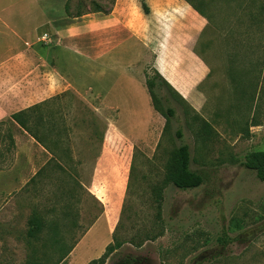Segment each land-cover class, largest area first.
Returning <instances> with one entry per match:
<instances>
[{"label":"rangeland","instance_id":"rangeland-1","mask_svg":"<svg viewBox=\"0 0 264 264\" xmlns=\"http://www.w3.org/2000/svg\"><path fill=\"white\" fill-rule=\"evenodd\" d=\"M202 1L209 20L195 48L210 72L200 85L204 98L197 103V112L190 102L170 97L166 88L158 95L167 96L161 98V104L173 107L175 115L165 132L164 117L154 111L153 118L151 104L145 106L137 90L129 99L125 95L122 103L124 107L136 104L138 117L124 111L115 119V112L99 105L98 100H93V105L101 107L93 114L85 105L93 106L77 92V97L64 92L60 100L39 108L41 115L56 125L54 130H47L46 138L60 163H49L47 177L12 192L14 204L9 203L11 207L0 215V264H58L69 247L41 242L54 234L47 227L50 221L57 224L55 230L65 243H73L84 225L102 213L105 221L97 222L78 249L74 264L100 256L114 236L126 242L105 264H264V181L241 164L250 152L264 149V92L256 109L244 97V92L264 89V14L258 12L264 0ZM59 2L65 14L67 6L74 16L92 10L96 3L108 12L113 0ZM146 61L145 74H152L148 55ZM85 71L89 72L82 67L79 77H87ZM108 77L110 86L122 83L113 72ZM145 93L149 99L146 88ZM196 113L212 124L215 136L207 140L196 137ZM106 117L110 118V135L105 141L110 145V166L98 169L97 184L90 185L97 146L91 131L101 133ZM254 121L259 124L253 125ZM112 122L134 134L119 136ZM66 123L74 129L70 135ZM39 124L46 132L42 121ZM14 129L10 122L0 126V159L9 157L3 136ZM178 129L181 138L176 137ZM183 143L189 145L190 169L203 177V182L191 189L164 181L171 153ZM72 147L80 166L73 160ZM118 155L125 162L112 157ZM80 180L85 181L83 186ZM159 185L162 199L158 207L152 188ZM90 186L95 191L98 188L102 199L89 194ZM33 216L44 224L35 237H29L27 229ZM160 230L163 232L156 238H147ZM223 230L232 238L225 246L216 241Z\"/></svg>","mask_w":264,"mask_h":264},{"label":"crops","instance_id":"crops-1","mask_svg":"<svg viewBox=\"0 0 264 264\" xmlns=\"http://www.w3.org/2000/svg\"><path fill=\"white\" fill-rule=\"evenodd\" d=\"M59 1L0 0V121L34 104L48 107L60 100L64 92L72 97H77L75 92L85 97L94 109L85 107L93 114L104 106L115 112V119L124 111L138 117L137 105L124 107L122 99L125 95L129 99L137 90L145 106L151 104L145 93L147 55L151 67L194 109L203 101L204 90L200 85L206 81L210 67L195 46L207 19L186 0H114L107 13L88 12L80 16L65 14ZM121 58L126 61L121 62ZM82 67H87L89 72L85 73L91 81L79 77ZM110 72L122 82L117 91V82L112 86L108 83ZM76 76L84 80L79 81ZM93 100L100 101L101 106L93 105ZM154 111L153 108V118ZM106 120L102 140H97L96 131H91L97 146L90 185L97 184L98 169L110 166V145L105 142L110 135V118ZM112 124L119 136L134 134L125 132L122 125ZM15 129L14 153L7 152L9 157L0 159V215L14 204V190L32 178L47 177V166L54 160L60 163L52 150L18 124ZM67 130L69 135L74 132L71 126ZM72 154L80 166L74 150ZM112 157L125 162L123 156ZM91 187L89 194L98 196V188L95 191ZM103 216L102 213L86 223L82 232L74 236L73 243H65L60 235L41 242L52 247H69L58 264H74L78 249L91 236L97 222L105 221ZM91 259H83L79 264H87Z\"/></svg>","mask_w":264,"mask_h":264},{"label":"trees","instance_id":"trees-1","mask_svg":"<svg viewBox=\"0 0 264 264\" xmlns=\"http://www.w3.org/2000/svg\"><path fill=\"white\" fill-rule=\"evenodd\" d=\"M192 8L201 16L209 20V16L206 14L204 10V1H199L198 3L194 2L193 0H186ZM114 2V0H113ZM65 11L68 15V7L65 6ZM88 12H102L107 13L100 4L96 3L94 4V7L92 10L84 11L82 13H78L74 16H80L84 13ZM259 14H264V4H260L259 6ZM196 52L200 55L201 53L195 48ZM234 52L231 53V57H233ZM203 57V56H202ZM263 62V69H264V54L262 57ZM145 86L148 92V95L151 100L152 107L155 111H157L162 117L165 119L163 131L165 132L171 122V117L175 115V109L170 106L164 107L161 104V98L166 99L167 96H161V98L158 95V91L162 90L163 88H166L168 91L170 97L176 98L180 100L181 102H186L185 99H183L180 94L161 76V74L156 70L153 69V73L145 74ZM256 86V84H255ZM264 89L262 87H259V89L255 88L252 89L249 92H244V97L246 98L245 101L253 105V107L256 109L259 106V101L262 100L261 97V91L262 93ZM244 91V90H242ZM259 92V93H258ZM187 103V102H186ZM42 103L34 104L30 107L21 109L15 113H12L10 118L8 120H2L0 121V126L5 123H13L18 124L22 129H24L30 136H32L38 143L43 145L45 148H48L50 150L51 146L49 142L47 141V130L51 129L54 130L56 125L48 118L41 115V112H39V108H41ZM189 104V103H188ZM191 106V105H190ZM192 107V106H191ZM193 108V107H192ZM194 109V108H193ZM195 110V109H194ZM255 111V110H254ZM195 112H197L195 110ZM194 119L199 121V125L197 129H195L194 134L196 137H200L202 140H207L208 137L215 136L217 133L215 129L213 128L212 124L203 118L201 115L196 113L194 115ZM42 121V129L44 127V131H41L39 122ZM48 121V122H47ZM49 124V126H48ZM253 125H258L256 121L252 123ZM66 126L64 125V128ZM67 130V129H65ZM99 135V137H97ZM95 136L97 140H102V132L101 133H95ZM176 137L181 138L182 137V131L178 129L176 131ZM4 139H6V145H4V151L7 153H14V138L12 135V131L6 132V134L3 136ZM3 144V143H2ZM190 149L188 144H180L177 146L171 153V158L169 163L166 165V174H165V182H171L175 187L180 189H191L198 187L203 182V177L190 169ZM241 164L250 169L253 170L257 176V178L261 181H264V149L254 150L250 152L244 161L241 162ZM1 168V166H0ZM43 170V169H42ZM34 180L33 178L30 180ZM80 184V183H79ZM82 186V184H80ZM153 192L155 195V200L158 205L160 206V202L162 199V187L154 186ZM51 212L54 211L52 207H50ZM43 221L39 219V217H31L29 219V227L27 229V235L29 237H35L37 235V232H39L43 226ZM49 229L53 230L54 234L51 237H55L57 234L56 230L57 224L53 221H50V223L47 226ZM56 229V230H55ZM231 227H228V230H230ZM163 232V230H160L158 232H155L152 235H148V239H154L158 235H160ZM231 237L228 235V232L226 230H223L221 234H219L216 237V241L222 245L225 246L231 241ZM126 242L125 239H120L117 237H113V240L109 242L103 251V253L96 258H92L88 261L87 264H105L106 259L109 257V255L113 252H115L118 248H120L124 243Z\"/></svg>","mask_w":264,"mask_h":264},{"label":"built area","instance_id":"built-area-1","mask_svg":"<svg viewBox=\"0 0 264 264\" xmlns=\"http://www.w3.org/2000/svg\"><path fill=\"white\" fill-rule=\"evenodd\" d=\"M44 37L47 38V37H46V34L44 35Z\"/></svg>","mask_w":264,"mask_h":264}]
</instances>
